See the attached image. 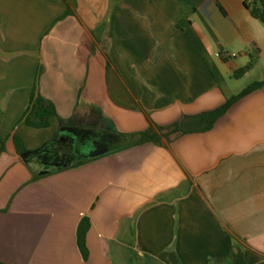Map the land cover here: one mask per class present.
I'll use <instances>...</instances> for the list:
<instances>
[{
	"label": "crops",
	"instance_id": "crops-1",
	"mask_svg": "<svg viewBox=\"0 0 264 264\" xmlns=\"http://www.w3.org/2000/svg\"><path fill=\"white\" fill-rule=\"evenodd\" d=\"M249 1L0 0V264H264ZM39 95L62 124L26 123Z\"/></svg>",
	"mask_w": 264,
	"mask_h": 264
},
{
	"label": "trees",
	"instance_id": "trees-1",
	"mask_svg": "<svg viewBox=\"0 0 264 264\" xmlns=\"http://www.w3.org/2000/svg\"><path fill=\"white\" fill-rule=\"evenodd\" d=\"M245 6L250 10L251 15L254 18L259 19L262 23H264V0H251L249 2H246ZM251 66H252V63L249 62L244 68L236 71L235 76H240L244 74ZM262 86H264V82L253 83L252 85L247 87L244 91H242L240 95L248 94L249 92L257 88H260ZM223 111H224V108L219 110V112H217L218 114L217 113L215 114L219 115ZM53 116L57 117L61 124L63 123V120L57 115L54 104L48 99L39 95L35 99V101H33V103L31 104V107L29 108L25 116V121L28 125L33 126V127H37V128L47 127L50 124V118ZM186 119L188 118L183 119L181 123L168 127L167 130H169V132H174V131H181V132L188 131L189 132L190 129L189 130L184 129ZM137 136H138L137 140H135V137H136L135 134L119 135L120 138H124L125 140H123V142H119L118 144L114 145L112 150L113 151L120 150L128 146L142 144L146 141H153V142L158 143L159 138H160V136L153 130L152 127L148 128L146 131L137 133ZM14 142H15L17 152L19 153L27 152V150L23 146L21 138H19L17 135L14 136ZM50 142L51 141L47 142L35 152L44 151V149H46V147L48 146V144H50ZM81 162L82 161H79L77 163H81Z\"/></svg>",
	"mask_w": 264,
	"mask_h": 264
}]
</instances>
